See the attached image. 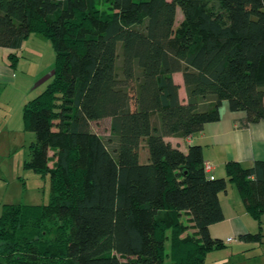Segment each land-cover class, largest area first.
Masks as SVG:
<instances>
[{
  "label": "trees",
  "instance_id": "16d2710c",
  "mask_svg": "<svg viewBox=\"0 0 264 264\" xmlns=\"http://www.w3.org/2000/svg\"><path fill=\"white\" fill-rule=\"evenodd\" d=\"M108 1L104 13L100 0H0V47L39 34L57 54L52 81L23 107L35 134L24 167L50 175V200L3 205L0 264H205L226 247L209 227L224 219L228 181L260 224L239 239L261 242L264 160L228 161L212 179L201 145L183 152L166 137L218 121L224 100L246 126L264 118V0ZM107 118L104 138L92 124ZM30 228L54 237L41 245Z\"/></svg>",
  "mask_w": 264,
  "mask_h": 264
},
{
  "label": "crops",
  "instance_id": "0c3cea01",
  "mask_svg": "<svg viewBox=\"0 0 264 264\" xmlns=\"http://www.w3.org/2000/svg\"><path fill=\"white\" fill-rule=\"evenodd\" d=\"M32 35L18 49L0 47V84L20 83L17 70ZM32 51L36 53V51ZM11 53L19 57L16 67L12 66L9 57ZM173 78L179 84L180 98L186 100L183 73L175 72ZM40 92L41 89L38 87L33 88L23 98L21 105L29 101L32 94L37 95ZM246 117V111H233L229 102L224 100L220 107V119L218 121L206 123L201 131L188 137L169 136L166 139L178 146L183 152H187L192 144L201 145L204 162L208 161L213 165V169L207 174L208 177L212 179L227 177L226 163L228 161L235 160L240 162L244 168H251L255 161L264 160V118L246 126ZM145 159H147L146 155ZM219 199L224 212V219L211 224L209 229L211 235L221 239L226 247L209 252L205 264H264V213L261 217L262 241L247 242L239 239V236L258 232L260 224L246 209L235 183L228 181L226 190L219 193ZM184 218L188 220L189 225L193 224L189 221L190 215H185ZM189 231L193 232L195 229L191 228ZM228 238L233 240L227 242Z\"/></svg>",
  "mask_w": 264,
  "mask_h": 264
},
{
  "label": "rangeland",
  "instance_id": "374dc122",
  "mask_svg": "<svg viewBox=\"0 0 264 264\" xmlns=\"http://www.w3.org/2000/svg\"><path fill=\"white\" fill-rule=\"evenodd\" d=\"M216 1L212 0L213 3ZM97 7L104 13L110 11L108 0H100ZM182 18L183 13L179 8L176 26L179 25ZM118 50L121 52V43ZM56 56V50L51 39L33 34L28 41V48L24 50L17 70L20 83L7 82L2 84L0 93V215L5 203L46 204L50 200V175L43 177L24 167L25 161L30 158V145L35 141V134L25 130L23 117L25 104L21 105V102L33 88L38 87L42 92L46 85L52 81L55 73ZM117 67L120 68V65ZM37 95L32 94L29 99ZM110 122V118L93 122V130L107 138ZM145 152H148V147L145 151L144 149L141 150L140 158L142 161L145 160ZM53 163L54 160H51L50 166H53ZM26 233L33 236L41 245L47 244V242H42L43 239L49 238L50 240L54 237L52 232L40 228H30ZM5 249L4 243H0V254L2 252L6 254L7 250ZM54 252L56 254L57 251Z\"/></svg>",
  "mask_w": 264,
  "mask_h": 264
},
{
  "label": "built area",
  "instance_id": "2783aa9c",
  "mask_svg": "<svg viewBox=\"0 0 264 264\" xmlns=\"http://www.w3.org/2000/svg\"><path fill=\"white\" fill-rule=\"evenodd\" d=\"M212 169H213L212 163H210L208 161L204 162V170H205L206 174H208ZM232 240H233L232 238H228L227 242L232 241Z\"/></svg>",
  "mask_w": 264,
  "mask_h": 264
}]
</instances>
